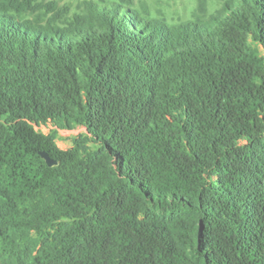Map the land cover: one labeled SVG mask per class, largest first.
<instances>
[{
    "label": "trees",
    "instance_id": "obj_1",
    "mask_svg": "<svg viewBox=\"0 0 264 264\" xmlns=\"http://www.w3.org/2000/svg\"><path fill=\"white\" fill-rule=\"evenodd\" d=\"M22 1L0 0V264H264V0L175 25Z\"/></svg>",
    "mask_w": 264,
    "mask_h": 264
},
{
    "label": "rangeland",
    "instance_id": "obj_2",
    "mask_svg": "<svg viewBox=\"0 0 264 264\" xmlns=\"http://www.w3.org/2000/svg\"><path fill=\"white\" fill-rule=\"evenodd\" d=\"M22 1V0H21ZM33 2H41L46 6L48 15L56 11L60 17V22L66 17L72 16L76 12H82L90 1L95 0H32ZM119 1V0H115ZM125 1V0H122ZM224 0H203L206 8V15L214 13ZM132 7L142 14H147L153 18L164 20L167 24L175 25L185 23L193 19L194 12L197 9L199 0H131ZM23 3V1H22ZM24 5L17 4V8L21 9ZM44 132L48 129L42 128ZM85 135V129L76 126L72 129H57L55 141L58 148L67 150L74 146V141L80 136ZM91 145V142H87Z\"/></svg>",
    "mask_w": 264,
    "mask_h": 264
},
{
    "label": "water",
    "instance_id": "obj_3",
    "mask_svg": "<svg viewBox=\"0 0 264 264\" xmlns=\"http://www.w3.org/2000/svg\"><path fill=\"white\" fill-rule=\"evenodd\" d=\"M39 155L45 161L47 166L52 167L57 164V161L53 159L46 151H40Z\"/></svg>",
    "mask_w": 264,
    "mask_h": 264
}]
</instances>
